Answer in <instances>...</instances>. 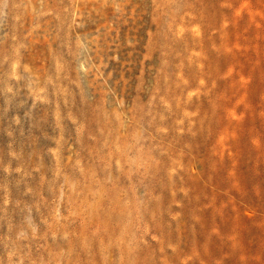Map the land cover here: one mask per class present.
<instances>
[{
    "label": "rangeland",
    "instance_id": "374dc122",
    "mask_svg": "<svg viewBox=\"0 0 264 264\" xmlns=\"http://www.w3.org/2000/svg\"><path fill=\"white\" fill-rule=\"evenodd\" d=\"M0 264H264V0H0Z\"/></svg>",
    "mask_w": 264,
    "mask_h": 264
}]
</instances>
